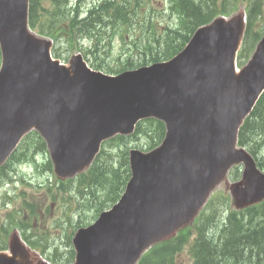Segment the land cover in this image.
I'll use <instances>...</instances> for the list:
<instances>
[{"label":"water","instance_id":"95a60500","mask_svg":"<svg viewBox=\"0 0 264 264\" xmlns=\"http://www.w3.org/2000/svg\"><path fill=\"white\" fill-rule=\"evenodd\" d=\"M24 5L25 0H0V152L35 128L65 174L88 159L102 136L123 130L132 117L156 113L167 123L161 147L132 156V178L120 203L77 237V264H128L144 239L187 216L195 204L190 207L189 201L197 202L233 158H242L246 166V187L236 189L240 196L264 193V176L244 152L232 149L234 128L264 89V39L239 74L228 56L235 32L212 35L220 53L200 29L170 63L111 78L50 61L47 43L25 32ZM138 206L135 236L112 241L100 233L107 225L126 234L125 213ZM127 249L132 251L128 256ZM6 259L0 255L1 263Z\"/></svg>","mask_w":264,"mask_h":264},{"label":"rangeland","instance_id":"374dc122","mask_svg":"<svg viewBox=\"0 0 264 264\" xmlns=\"http://www.w3.org/2000/svg\"><path fill=\"white\" fill-rule=\"evenodd\" d=\"M70 1L75 3L77 0ZM79 1V7L84 13V11L92 6L97 0ZM166 1L167 0H147V7L150 11L160 15V12L167 4ZM241 3H246V1H239V4ZM37 6V17L38 22H40L41 19L44 20V15L41 13L49 14L48 8L51 7V4L50 1L43 3L42 0H40ZM43 8H45V10H42ZM261 8L263 14L261 15L262 18L259 20L258 24L262 25V30H264V0H262ZM75 10L78 12V8H75ZM152 12L153 19L155 14ZM73 13L75 14V12ZM162 16L165 18L166 23L171 24L174 22L172 18H169L170 14L165 13L162 14ZM156 20H158V17ZM63 22L64 21L61 17L57 18V23L61 27H63ZM129 31L136 33L135 23H133ZM61 34L64 37H58L56 46L59 47L62 57L69 58L77 53V48L85 50L90 47V41L88 38L76 36L73 41H69L71 35L63 32V30ZM65 40L69 41L72 46H76L68 47ZM113 43L114 45L110 50L107 46H105V48L97 46L96 50H93L92 53L88 55V58L95 63L100 62L102 65L106 66L108 64L113 65V63L118 60L115 58L119 56L121 59L117 62L116 66H118L123 63L122 61L126 58L124 57L125 55L129 56L128 58L131 59L133 63L138 64L144 58L147 59L150 52L158 51L156 45L152 48H138V50H136L128 36L126 37V43L124 44L130 47L128 51H124L126 48L124 45L122 46L121 40L114 39ZM94 57H97L98 60H94ZM145 139L146 135H142L139 139L127 140L125 144L119 143L120 146L113 145L109 148V144L107 148H104V154H108L107 157H110V153L119 155V148L123 151L125 150V147H127V151L130 148L144 150L142 145L145 143ZM26 143L23 151L17 155L18 159L11 160L6 165L4 171L6 176L0 177V223L6 222L9 216H20L22 222L31 227L27 230V233L31 235V239L39 241L45 245V251L43 253L39 252L37 249L35 251L33 250L37 255L45 260H47V255L52 256L56 260L50 262L51 264H71L74 258L73 253L71 254V251L73 252L71 244L73 233L78 227L93 222L95 219L93 218L94 214H96L95 209H97L98 205L104 204L103 201L99 197H95L94 194L96 191L107 190L108 185L104 183L102 177L95 175L94 178L86 183L96 182V184L92 185V188L89 191V197L82 200L79 196L75 195V188L72 189V185L69 186L66 184L68 179L59 180L56 175L49 170V166L47 165L49 160L48 152L45 149H29L26 153ZM32 145V142L29 143V148H31ZM32 152L34 154L30 157ZM111 161L117 162L118 160L116 158H111ZM110 166L118 167L119 164L111 163ZM125 178L126 175L122 177L121 182ZM11 179L12 181H10ZM62 182L65 183V185H62ZM231 182L232 181H230L229 178L224 177L213 191L216 194L222 192L221 194L228 197L226 202L219 203V206L217 207L218 214L216 221H221L226 209L236 208V205H234L233 202V197L229 194V184ZM60 185L61 188H58ZM120 188L121 186L118 187L117 191ZM117 191L115 194H117ZM71 192H73V194ZM53 194H55L54 199ZM217 200L218 201L215 203L219 202V199ZM110 205L111 203L106 205L103 209L110 208ZM18 227L21 228L19 225ZM214 229H216V227ZM20 232L21 231L17 229V227H10L8 235ZM179 252L176 254L173 264H190L188 247L185 246ZM250 254L254 256L256 255V252L251 251L249 255ZM240 260L241 259H239L238 262H240ZM35 261L36 260L33 261V264H35ZM247 261L248 259L246 258L245 263ZM260 264H264V259Z\"/></svg>","mask_w":264,"mask_h":264},{"label":"trees","instance_id":"16d2710c","mask_svg":"<svg viewBox=\"0 0 264 264\" xmlns=\"http://www.w3.org/2000/svg\"><path fill=\"white\" fill-rule=\"evenodd\" d=\"M50 1L59 14L66 17L69 33L82 36L88 34L94 38L96 44L102 41V44L111 46L115 36L120 34L123 38L121 30H127L132 23H136L141 30L138 34L131 33L132 43H135L134 48H139L142 40L149 45V35H147L149 33L153 36L151 41L159 46L158 53L151 54V60L167 58L175 53L198 25L208 21L215 14L226 11L225 0H170L169 9L175 14L177 22L175 26L163 24L157 26L152 22L150 15H147L148 10H144V6H141L140 0H105L97 7L86 11L85 16L80 20L76 18L75 9L67 8L66 2L61 4L64 0ZM68 11L71 16L67 17ZM30 14L31 17L34 15V9H30ZM58 16L57 12L51 15L55 25ZM252 41L253 37L249 35V42ZM143 46L145 47L146 44ZM157 130L155 141H158L163 134L161 124H158ZM263 141L264 94L239 131V143L247 144L253 155L259 154ZM255 212L264 215V204L257 208L246 209L237 215L230 213L228 222L220 228L217 236L208 237L205 224L203 221L199 223L196 227L197 234L191 241L194 256L192 264H244L246 258L247 262L261 260L264 257V222L246 221L242 217ZM187 240L188 232H184L168 244H171V247H180ZM170 246L161 245L152 249L140 264H154L168 259L172 255L171 253L169 256ZM251 251L256 252V255H249Z\"/></svg>","mask_w":264,"mask_h":264}]
</instances>
